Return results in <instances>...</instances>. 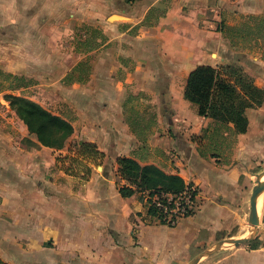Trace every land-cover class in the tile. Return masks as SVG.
I'll list each match as a JSON object with an SVG mask.
<instances>
[{"label":"crops","instance_id":"0c3cea01","mask_svg":"<svg viewBox=\"0 0 264 264\" xmlns=\"http://www.w3.org/2000/svg\"><path fill=\"white\" fill-rule=\"evenodd\" d=\"M230 15L264 18V0H0V71L48 83L42 95L53 91L73 110L61 150L0 120L1 263L264 264V186L252 197L264 185V123L254 128L247 117L230 159L203 157L198 137L213 121L183 98L195 67L216 68L232 54L222 33ZM83 26L103 36L88 53L96 56L84 82L60 86L83 58L67 42ZM141 98L157 120L142 139L126 116ZM80 143L102 156L81 154ZM120 158L195 186L196 212L174 228L152 222L137 194L119 195ZM245 237L234 248L203 250Z\"/></svg>","mask_w":264,"mask_h":264},{"label":"trees","instance_id":"16d2710c","mask_svg":"<svg viewBox=\"0 0 264 264\" xmlns=\"http://www.w3.org/2000/svg\"><path fill=\"white\" fill-rule=\"evenodd\" d=\"M253 18L255 17L247 19ZM237 32L234 27L225 28V37L231 44ZM13 79L18 83L24 82L23 78ZM183 98L197 107L199 116L213 121L198 137L199 154L204 157L209 153L210 157L224 160L236 145L237 137L247 132L246 111L259 108L264 103V90L258 88L235 66L214 68L201 65L188 74ZM4 99L14 108L17 117L24 123L27 131L35 135L39 144L54 150L65 147L73 133L69 122L33 101L18 97L10 101L6 97ZM15 102L22 109L15 108ZM80 147L83 155L102 156L91 144L80 143ZM117 166V176L126 182V185L118 188L122 198H129L140 191H147L150 196L159 192L177 194L186 187L179 176L167 175L152 165L140 166L132 158L118 159ZM147 214L153 217L156 211L150 207ZM160 224L164 225V222L161 221Z\"/></svg>","mask_w":264,"mask_h":264},{"label":"rangeland","instance_id":"374dc122","mask_svg":"<svg viewBox=\"0 0 264 264\" xmlns=\"http://www.w3.org/2000/svg\"><path fill=\"white\" fill-rule=\"evenodd\" d=\"M226 18L227 22L230 24L228 27H234L238 32L232 39L233 44L229 42L232 54L230 52L226 53L227 57L225 55V60L220 61L216 65V68L235 66L257 87L264 86V18L255 17L253 19H247L249 17H246L245 19L233 15L227 16ZM222 33L225 37V29H222ZM101 37L103 36L99 30L88 26L78 27L67 37V42L77 46V53L83 56V58L78 63L75 70L69 72L67 76L60 81V86H67L71 82H77L78 84L86 80L90 71V62L96 56L93 53L91 55L88 53L93 52L96 49L94 41L96 39H101ZM11 77L10 74L0 71V110L2 109L3 113L0 115V120H2L4 124H6V122L10 123V121H13L24 126L27 130L24 123L17 117L15 111L13 110L14 108H12L9 103L5 101L4 97H6L8 101L12 100L14 97L33 101L51 114L59 116L69 123L71 122V119L73 118V110L65 109L66 106L64 103H57V99L50 98L49 96L52 95L53 91L49 93L48 97L42 95L43 92L50 91V89L53 88L50 87L51 85L49 86L48 83H40L38 81L34 82L25 78H23V83H18L13 79L17 76L11 75ZM40 87H42V90L39 89ZM39 97H43L46 103L42 104ZM141 99L142 101L132 100L128 103L126 116L127 122H129L133 131H135L137 136L142 139L147 137L155 128L157 120L154 109L151 104H149L147 98ZM54 105H56L55 109ZM13 106L17 109H22L19 103L15 102ZM2 115H4V117ZM246 116L249 118V121L252 120L255 123H252L254 124V128L259 125V123H264V104H262L259 108L248 109L246 111ZM27 133L28 136L36 139L35 135L30 134L28 131ZM243 154L245 157H248V150H243ZM61 155L62 154H60V156ZM63 155H66V152ZM226 159H230V155H228ZM246 163L248 165V162ZM257 168L259 171H262L264 170V165L259 163ZM252 182L255 183L256 178H253ZM260 182L264 183V175L260 179ZM258 198L259 208L257 210L259 211L262 194H260ZM233 240L235 241L240 239ZM214 246L203 247V250L234 248L233 245L228 244L215 248Z\"/></svg>","mask_w":264,"mask_h":264},{"label":"built area","instance_id":"2783aa9c","mask_svg":"<svg viewBox=\"0 0 264 264\" xmlns=\"http://www.w3.org/2000/svg\"><path fill=\"white\" fill-rule=\"evenodd\" d=\"M147 208H153L156 214L150 217L152 222L174 228L179 221L193 215L199 204V191L193 185H186L184 191L172 194L159 192L150 196L147 191H140L137 194Z\"/></svg>","mask_w":264,"mask_h":264},{"label":"water","instance_id":"95a60500","mask_svg":"<svg viewBox=\"0 0 264 264\" xmlns=\"http://www.w3.org/2000/svg\"><path fill=\"white\" fill-rule=\"evenodd\" d=\"M264 185H261L260 187L257 188L256 191H254L253 193V199L255 198L256 194L258 191H260L262 188H263ZM253 199H252V208H251V216H250V224L252 226H255V206H254V203H253ZM249 237H245L243 239H240V240H229V241H223V242H219L217 244H215L214 248L215 247H220V246H223V245H233L234 247H237L239 244L243 243L244 241H246ZM211 250H215V249H210L209 251ZM206 254V253H204ZM203 255H201L200 257H198L197 259L194 260V263H196Z\"/></svg>","mask_w":264,"mask_h":264},{"label":"bare ground","instance_id":"6f19581e","mask_svg":"<svg viewBox=\"0 0 264 264\" xmlns=\"http://www.w3.org/2000/svg\"><path fill=\"white\" fill-rule=\"evenodd\" d=\"M256 201H257V200H256ZM260 202H261V201H260ZM258 204H259V198H258V202H257V209L259 208V207H258V206H259Z\"/></svg>","mask_w":264,"mask_h":264}]
</instances>
